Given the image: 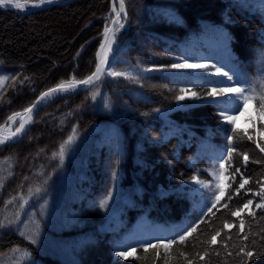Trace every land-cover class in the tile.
Returning <instances> with one entry per match:
<instances>
[{
    "label": "trees",
    "instance_id": "trees-1",
    "mask_svg": "<svg viewBox=\"0 0 264 264\" xmlns=\"http://www.w3.org/2000/svg\"><path fill=\"white\" fill-rule=\"evenodd\" d=\"M125 4L128 27L118 35L119 51L113 54L122 62L110 60L108 66L118 71L160 67L202 52L206 59L223 63L230 74L236 71L249 84L257 82L259 91L264 76V0ZM109 9L110 0H71L26 14L0 8V77H8L0 85V126L43 90L92 72ZM165 12L179 22H170ZM143 75L134 83L104 74L86 90L53 99L36 112L18 141L0 147V219H14L20 211L16 223L0 229V264H188L189 259L193 264H241V246L256 252L264 245V210L255 208L261 197L253 195L264 183V152L256 146L264 145V123L259 121L250 129L236 125L243 140L236 143L239 154H233L231 167L226 163L225 175L239 168L250 182L236 195L241 182L237 173L232 187L225 188L221 203L229 209L218 205L215 216L199 223V231L186 244L174 245L167 253L162 248L145 253L139 247L140 242L175 238L200 221L211 207V193H194L188 182L193 175L212 181L206 170L218 167V157L227 155L225 135L230 134L212 104L175 99L181 87L202 91L213 86L202 83L200 73ZM93 92L99 93L95 99ZM74 127V153L61 166L53 153ZM109 192L107 208L99 209ZM21 196L28 201L22 210ZM13 197L16 201L6 204ZM249 199L253 205L233 217L231 212ZM225 222L233 226L225 228ZM37 225L39 243L31 244L25 236ZM216 231L221 235L212 244ZM117 241L137 247L139 259L116 257ZM24 250L30 258L22 257ZM249 264H264V256Z\"/></svg>",
    "mask_w": 264,
    "mask_h": 264
},
{
    "label": "snow or ice",
    "instance_id": "snow-or-ice-1",
    "mask_svg": "<svg viewBox=\"0 0 264 264\" xmlns=\"http://www.w3.org/2000/svg\"><path fill=\"white\" fill-rule=\"evenodd\" d=\"M52 0H23V3L20 0H0V7H11L14 9H24L25 7H41L44 4L51 3ZM115 11V9H113ZM123 14V16L121 15ZM264 14V13H262ZM164 15L168 17L170 22H179L178 18L175 17L173 14L165 12ZM117 20H114L113 23L116 25L114 28L105 27L104 30V42L101 44L102 54L100 52L97 53L98 62L96 65V70L92 72L91 75L87 76L83 80H75L74 78L68 82H61L57 84L53 88H49L47 91L42 92L40 96L37 98L30 107L24 109L25 113H31L33 109L39 104L40 102L51 98L54 94L63 93L67 91H74L78 86L83 85L86 88L88 86L94 85L96 81H99L102 75L106 74L107 76L113 78H120L123 77L126 80H129L134 83H139L142 79H144V75L146 73H150L153 71H173L180 72L182 70H191L192 72H199L200 79L202 83L212 84V87H208L206 90L202 91H194L191 88H184L181 87L179 89V94L175 96L177 101H184L186 99L189 100H196L201 102H206L212 104L217 109V114L221 118V120L230 126V134L225 135V139L228 142L227 146V155H221L218 157L219 164L218 167L213 165V167L209 170V175L212 177V181L208 182L202 179H199L197 175H193L190 180L192 183L199 185L201 189H205L211 193V207L207 208V211L203 213L198 221L191 226H188L186 230L182 231V234L177 232L175 238H166L161 237L157 238L155 242L147 241V242H140L139 247L143 248V251L147 253L149 249L159 250L164 249L167 253L170 249L173 248L174 245L178 244H186L189 237H192L194 233L199 231V223H208L205 219L206 217L215 216V212L213 211L216 209L219 211L218 205L224 208L226 211L229 209L228 204H222L221 201L225 197V188H231L232 182L236 179V174L241 173V169L236 168L234 172L225 175L227 172L226 163L228 167L232 166V158L233 154L237 153L236 143L238 141L243 140V136L240 135L241 129L237 128L236 122L239 116L243 115L248 105L251 103L254 105V111L260 118L261 123H264V76L259 78V91H257V82H252L249 84L247 80L241 78V74L239 72H232L230 74L229 71L223 70L222 66H217L216 64H208L203 62H189L187 58L178 59L177 62L168 63L165 65H161L160 67H152V68H139L126 71V70H116L115 68L105 65H109V54L110 53H117L119 51L118 48H114L113 45L116 43L117 33L125 27L124 23L119 22L120 19L127 20V12H126V4L125 0H120V7L119 12L116 13ZM122 61H117L115 55L112 56L111 63H118ZM209 76H216L222 77L223 79L218 80H210ZM8 79V77H0V85H3L4 82ZM12 79H15L13 77ZM27 79V78H25ZM22 83V81H21ZM247 85V86H245ZM200 85H197L199 87ZM98 92L92 93V99H95L98 95ZM104 107L106 109L109 108V105L105 103ZM154 111L159 112V109H154ZM20 116V113H14L12 116H9V120L12 121L14 117ZM31 117H29L30 119ZM25 129V122L21 121L20 126L16 128L15 132L12 133V136H16L17 134L21 133ZM262 133H264V129H261ZM76 133L77 129L74 127L72 130V134L67 137L66 140L59 146V151L53 153V158L57 155L59 156V160L61 166L63 165L66 153V146L71 145L76 140ZM248 140H252L253 137L248 135ZM5 139L0 137V144L5 143ZM257 148L260 149L261 152H264V145L257 143ZM239 154V153H237ZM243 159L245 161V165L249 160L248 154L245 152L243 153ZM118 176L116 168L113 167L112 170V177L115 180ZM225 181H229L228 184H225ZM250 180L243 177L241 173V182L239 186L236 188V195H239L241 190L245 188V185L249 184ZM3 186V180L0 179V187ZM38 193L41 191L39 187L35 189ZM195 191V190H194ZM249 191H251L249 189ZM29 192H32V189H29ZM253 195L260 196L261 202L255 204L256 209L264 210V183H261L260 191L254 193ZM111 197V192H109L108 196L105 197L103 200L99 202L97 207L101 210L106 209L108 206L109 199ZM233 199L232 195L227 197L228 201ZM16 201V198L13 197L11 201H7L6 204H10ZM27 200L24 199L23 196L19 198V209L22 210L24 206L27 204ZM253 205V200L249 199L247 202L240 208H237L235 211L231 212L233 217L239 216L240 213L244 209H248L249 206ZM253 214L254 213H250ZM20 211L18 210L15 213L14 219H9L5 217L0 219V229H4L16 223L19 220ZM233 225L228 224L225 222V228H231ZM241 231H243L244 223L243 220L241 221L240 225ZM21 235H25L21 233ZM39 226L37 225L36 230L31 235H26L25 238L30 241L31 244H38L39 243ZM220 231H216L214 235L211 237V243H217V237L220 236ZM244 240H247L248 237L245 235L243 237ZM261 240H264V235H261ZM256 242L253 241V244ZM116 250L115 256L120 257L124 260H128L129 258L132 259H139L136 255L137 247L128 244L125 241H117L116 242ZM14 251H20L19 249H14ZM242 254L241 264H249L250 260L256 259L258 256H264V245L260 247L259 251H252L248 249L247 244L241 246L239 248V253ZM183 255V253H181ZM206 255V253H205ZM205 255H201L200 259L204 260ZM22 257L25 259L30 258V253L27 250H24ZM116 264H119L117 261ZM188 264H193L192 260H188Z\"/></svg>",
    "mask_w": 264,
    "mask_h": 264
},
{
    "label": "water",
    "instance_id": "water-1",
    "mask_svg": "<svg viewBox=\"0 0 264 264\" xmlns=\"http://www.w3.org/2000/svg\"><path fill=\"white\" fill-rule=\"evenodd\" d=\"M69 1H71V0H58V1H52L51 3L44 4V5H42L41 7H38V8H37V7H31V6H28V7H25L23 10L14 9V8H11L10 6H9V7H0V8H8V9H10V10H14V11H16L18 14H26V13L32 12V11H34V10H37V9H41V8H45V7L51 6V5H53V4H60V5H63V4H66V3L69 2ZM114 2H116L117 6L120 7V0H110V9H109L107 15L105 16V20H104V24H103V29H102V31H101V33H100L101 39H100L99 46H98V48H97V53L100 52V50H101V44L104 42V39H105V37H104V30H105V27L107 26V27H109V28H114V23H113V21H114V17H112V18L110 19L111 9H112L113 6H114ZM121 15L123 16V14H121ZM124 25H125V27H124L123 29H121V30L117 33V36L119 35V33H120L121 31L125 30V29L128 27V17H127V20H124ZM117 44H118V41H116V43L113 45V47L116 48ZM113 54H114V53H110V54H109V60L112 59ZM97 62H98V56H97V54H96V63H95V66H94L92 72H94V71L96 70ZM105 67H108V65H105ZM92 72H91L89 75H91ZM89 75H88V76H89ZM85 78H86V77H85ZM70 80H72V79H70ZM70 80H68V81H70ZM82 80H83V79H82ZM68 81H63V82H68ZM96 82H97V81H96ZM96 82H95V83H96ZM60 83H61V82H60ZM95 83H94V84H95ZM58 84H59V83H58ZM56 85H57V84H56ZM56 85H54V86H52V87H49V88H53V87H55ZM91 86H92V85H91ZM91 86H88V87L86 88L85 86L80 85V86H78L74 91H67V92H63V93H57V94H54L51 98L46 99V100L40 102L39 104H37V106L33 109V111H32L31 113H25V112H24V109L30 107L35 101H37V98L40 96V94H41L42 92L47 91L49 88L43 90L41 93L38 94V96L32 101V103H31L30 105H28L27 107H25V108L22 109V110H19V111L15 112V113H21V114H22V116H23V120H22V121L25 122V129H24L21 133L17 134L16 136H12V134H11V135H3V136H1V137H3V138H6V139H5V143L0 144V147L18 141V140H19V139H20V138L26 133V131L29 129L30 125L32 124V121H33V119H34V116H35L36 112H37L41 107H43L45 104H47L48 102L52 101V100L55 99V98H58V97H61V96H64V95H68V94H73V93H76V92H80V91H83V90L88 89V88L91 87ZM13 114H14V113H13ZM13 114H11L10 116H12ZM29 117H31V118L29 119ZM8 118H9V116L6 118V120H5V121L3 122V124L0 126V129H1V127H2L3 125H5V124L7 123V121L9 120ZM16 123H19L18 126H17V128H18V127L20 126V122H16ZM16 123H15V124H16ZM15 124H14V125H15ZM14 125H13V126H14ZM13 126H12V127H13ZM14 132H15V131H14ZM14 132H13V133H14Z\"/></svg>",
    "mask_w": 264,
    "mask_h": 264
},
{
    "label": "rangeland",
    "instance_id": "rangeland-1",
    "mask_svg": "<svg viewBox=\"0 0 264 264\" xmlns=\"http://www.w3.org/2000/svg\"><path fill=\"white\" fill-rule=\"evenodd\" d=\"M21 1H23V0H21ZM120 22L123 23L124 20L120 19ZM184 58H187L189 60V62H203V63H208V64H216L218 67L223 65V70L224 71L226 70L223 63H215L213 61L206 59L204 56V53H202V52H197V54L190 53L189 55H187ZM182 71L191 72L193 74L199 73V72H192L191 70H182ZM209 78H212L215 80L223 79L222 77H216V76H209ZM259 121H260V118L257 115V113L254 111L253 106L250 103L247 107L246 112L243 115L239 116V118L237 119L236 125L243 127V128H246V129H250V128H254ZM74 147H75V142L72 143L71 145L66 146L65 159H64L63 164L66 163L69 160V158L73 155ZM188 185H190L189 190L194 192V193L198 194L203 190L199 187V185L194 184L191 181L188 182Z\"/></svg>",
    "mask_w": 264,
    "mask_h": 264
},
{
    "label": "bare ground",
    "instance_id": "bare-ground-1",
    "mask_svg": "<svg viewBox=\"0 0 264 264\" xmlns=\"http://www.w3.org/2000/svg\"><path fill=\"white\" fill-rule=\"evenodd\" d=\"M52 1H58V0H52ZM20 2L23 3V1L20 0ZM115 9V11L113 10ZM19 10H23V9H19ZM119 12V7L117 6L116 2H114V6L111 9V14H110V19L112 17H114V20H117V16L116 13ZM120 22V21H119ZM114 27H116V25L114 24ZM102 49L100 50V53L102 54ZM23 120V116L20 113V116H16L14 117V119L12 121L8 120L7 123L5 125H3L0 129V137L3 135H11L16 129L14 128V124L16 122H21ZM13 126V127H12Z\"/></svg>",
    "mask_w": 264,
    "mask_h": 264
}]
</instances>
